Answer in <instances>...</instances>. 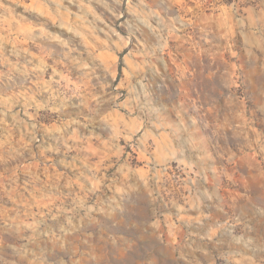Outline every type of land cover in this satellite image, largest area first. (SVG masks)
Here are the masks:
<instances>
[{"label":"rangeland","instance_id":"1","mask_svg":"<svg viewBox=\"0 0 264 264\" xmlns=\"http://www.w3.org/2000/svg\"><path fill=\"white\" fill-rule=\"evenodd\" d=\"M0 264H264V0H0Z\"/></svg>","mask_w":264,"mask_h":264}]
</instances>
